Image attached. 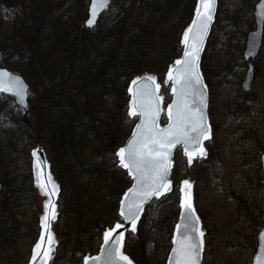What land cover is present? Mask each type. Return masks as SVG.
Instances as JSON below:
<instances>
[{
	"label": "rangeland",
	"instance_id": "rangeland-1",
	"mask_svg": "<svg viewBox=\"0 0 264 264\" xmlns=\"http://www.w3.org/2000/svg\"><path fill=\"white\" fill-rule=\"evenodd\" d=\"M255 1L221 0V23L216 28L212 41L207 45V56H204L205 61H203L206 68L204 79L209 94L208 117L212 127L211 139L206 144L207 155L203 160L196 161L190 166L187 165L180 148L174 155L172 168L174 182L178 184L188 175L195 179L196 209L206 230L202 264H251L257 247V233L262 227L264 218V178L259 158L264 153V42L259 56L253 60L257 70L250 89L243 91L240 83L247 63L243 59L235 62L231 47L233 44H238L239 40L230 37L231 40L233 39V44L229 42L225 34L228 33L230 36V31L224 24L228 13H236L234 17L235 21L238 19L237 32L242 33L248 24V29L244 33L245 38L246 33L253 28L252 10ZM149 2L155 4L154 11L164 5V0H140L147 11L150 9ZM18 3L20 0H0V6L3 5L0 11V40L12 28V20L6 15L5 9L16 7ZM87 4L88 0H81L70 8L69 13L73 23L83 24L87 15ZM182 6L183 4L180 3L175 11L161 12L159 17L150 23L153 30L148 56L158 65V68L162 67L164 53L170 47V41L164 38V29L172 25L178 26ZM18 45L16 40L13 44L14 50L11 53L6 51L3 66L10 68V56L13 55V59H17L24 53ZM179 54L180 49L177 50L176 57ZM240 58H242L241 55ZM231 61L233 63L228 64L230 66L228 70H221V67ZM150 72L157 73L153 70ZM163 77L164 75H158L159 80ZM33 87L31 85L29 89L25 115L22 116L21 110L17 108L15 119L33 121L37 116L41 107L39 96H41L42 87ZM161 91L164 94L165 106L170 101L171 95L168 87H162ZM118 100V96L105 97L95 124L98 131L83 129L78 140L74 142L76 146L70 149L66 161L74 166L72 170L75 173L80 171L76 161L90 158L97 146L100 145L101 148L100 160L106 153L111 159V156L115 157L116 146L121 145L127 137L135 118L127 115L126 106L124 110L118 111L119 114L116 115L115 120L110 119ZM3 103L0 100V105ZM11 103L14 105L13 102ZM125 118L131 121V127L127 133L124 130ZM0 127V182L3 175L9 179L12 178L14 182L4 192L5 194L0 193V213L5 209H13L11 214L5 211L7 221L5 224L0 223V264H26L35 241L30 233L31 222L35 214L38 216L40 213L42 199L32 187V178L29 181L24 180V177L31 170V149L43 143L23 140L17 127L9 120ZM118 140L122 141L117 143ZM109 143L112 148L108 145ZM47 156L50 159L51 155L48 151ZM112 162H116V157L111 160L106 158L103 165L98 167L100 172L96 175L97 177L89 183H87L88 178L82 174L78 176V182L75 183L81 185L79 202L89 201L88 209L79 206L87 213L85 221L87 220L88 226L82 239L83 244L90 243L92 237L96 236L95 221L111 216L109 211L112 200L102 188L104 183L101 178L118 176L117 168H111ZM92 166L86 167V172L90 171ZM109 179L111 178H108L106 182H109ZM129 183V181L126 182V187ZM60 186L62 189L61 183ZM174 192L178 193L177 188ZM68 193L69 191H66V197L62 201L65 209L68 205ZM174 197L177 198L178 194ZM73 208L76 210L75 207ZM65 214L67 217L65 216V221L62 223V230L67 237L69 236L66 235L67 229L70 230L74 225L72 209L67 208ZM114 214L116 219V211ZM161 221V216L157 214L153 223H146L141 227V236L145 237L147 234L151 237L150 249L145 251L148 264H160L165 255V252L159 248V244L164 242L165 226L164 224L155 226ZM54 228L58 238L55 260L58 261L52 264L73 262L72 241L65 243V240L61 238L60 225L56 223ZM75 230L73 226V230H70L72 236Z\"/></svg>",
	"mask_w": 264,
	"mask_h": 264
},
{
	"label": "trees",
	"instance_id": "trees-1",
	"mask_svg": "<svg viewBox=\"0 0 264 264\" xmlns=\"http://www.w3.org/2000/svg\"><path fill=\"white\" fill-rule=\"evenodd\" d=\"M79 1L81 0H20L16 7L5 9L6 15L12 20V28L0 40V50L4 54L3 60L6 59V51L11 53L14 50L13 44L16 40L18 41V47L24 53L17 59H13V55L10 56L9 53L10 69L21 73L30 86L42 87L41 96H39L41 107L33 121L15 119L17 108L11 103L13 101L1 96L0 100L4 103L0 105V125L3 126L9 120L17 127L23 140L41 142L48 148L52 171L62 185L56 223L61 226V238L65 240V243L72 241L71 254L74 256V264L80 263L86 251H94L99 245L101 231L114 220L117 201L129 178L125 171L116 165V162H112L111 168H117L118 176L101 178L104 183L102 188L112 200L109 211L111 216L107 219L96 220L94 225L97 228L96 236L92 237L90 243L83 244L82 239L88 226L87 220L85 221L87 213L79 206L88 209L89 201L79 202L81 185L75 183L78 182V176L81 174L88 178L87 183H89L97 177L96 175L100 172L98 167L103 165L104 160L106 158L111 160L115 157L111 156L110 159L109 154L106 153L100 160L99 145L94 149L90 158L76 161V166H79L80 171L75 173L72 170L74 166L66 161V156L70 149L76 146L74 142L78 140L83 129L98 131L95 124L105 97H119L117 107L110 118L115 120L116 115L119 114L118 111L126 108V86L135 73L153 70L158 75L164 74L165 68L176 57L177 50L180 49V32L190 20L195 3V0H164L163 7L154 11L155 4L149 2L150 9L147 11L144 5H141L140 0H112L109 10L101 15L96 26L87 29L83 24L73 23L70 18V8ZM180 3L183 6L178 26L172 25L164 29V38L170 41V47L164 53L162 67L158 68V65L148 56L153 30L150 23L157 19L163 11H175ZM220 5L221 0H218L216 19L208 43L212 41L215 30L221 23ZM2 6H0V11ZM235 15L236 13H228L224 24L230 31V36L228 33L225 34L229 42L233 44V39L239 40L238 44H233L231 47V53L237 62L241 60L243 38L248 24L242 33L237 32L238 19L235 21ZM242 24L244 25V22ZM230 37L234 38L231 40ZM207 49L208 46L202 57L204 74H206V68L203 61H205L204 56H207ZM229 63L233 61L226 63L221 70H228ZM104 76H107V79ZM124 120L126 122L124 130L127 133L131 127V121L128 118ZM122 140H118L117 143ZM91 166L90 171L86 172V167ZM108 178L111 179L106 182ZM24 180H31L30 172ZM1 181L3 185L1 193H4L14 183L12 178L9 179L4 175ZM66 191H69L66 209H72V224L76 228L73 236L70 233L73 226L70 230L67 229L66 235H69L67 237L64 236L62 230V223L65 221V216L67 217L62 203L63 198L66 197ZM175 195L177 193L173 190L161 199L151 201L146 207L137 233L127 234L125 250L136 264H148L145 253L150 249L151 237L147 234L142 237L141 227L146 223H153L157 214L161 216L163 222L156 223L155 226L164 224L166 231L164 242L159 244L160 250L165 252L160 264L164 263L170 245L171 229L178 213ZM12 210V208L5 209L0 213L1 224L7 221L5 211L11 214ZM37 221V214H35L30 232L33 238L37 235ZM55 259L56 257L54 262L58 261Z\"/></svg>",
	"mask_w": 264,
	"mask_h": 264
},
{
	"label": "snow or ice",
	"instance_id": "snow-or-ice-1",
	"mask_svg": "<svg viewBox=\"0 0 264 264\" xmlns=\"http://www.w3.org/2000/svg\"><path fill=\"white\" fill-rule=\"evenodd\" d=\"M108 4L109 0H92L91 18L87 21L89 27L95 23L98 10L106 8ZM214 11L215 0H198L192 25L184 33L183 59L177 60L176 67L168 72L175 99L167 106L166 128L158 125L163 97L158 95L160 85L156 83L155 77L146 76L142 80H134V87L129 88L132 96L129 116H138L140 123L127 146L121 148L116 155L119 157L120 167L127 169L129 176L135 181L129 189L130 195H126L122 201L120 213L126 222L131 223L133 231L144 204L154 196L158 198L164 190H170L171 184L167 177L172 149L182 144L189 164L195 156L206 155L201 145L202 138H209V129L204 115L205 98L198 72V58ZM24 91L18 78H11L8 73L0 72V92L12 93L22 99ZM33 156L36 158V185L43 195L49 197V201L45 204V215L41 221L43 231L40 241L33 249L32 262L36 264L40 257V264H48L55 243L50 220L56 218V205L51 197L57 194L58 189L50 175L46 178L44 176L46 162L40 160L36 152H33ZM190 188L191 184L184 181L181 188V223L177 225L176 236L172 241L174 247L169 264H200L204 233L200 230L199 219L192 207ZM122 227L123 225L117 224L104 233L105 247L101 249L100 256L91 258L93 264H132L122 252L124 234L121 232L113 239V233ZM261 239L264 240V232L261 233ZM84 264H89L88 258H85ZM257 264H264L259 256Z\"/></svg>",
	"mask_w": 264,
	"mask_h": 264
},
{
	"label": "water",
	"instance_id": "water-1",
	"mask_svg": "<svg viewBox=\"0 0 264 264\" xmlns=\"http://www.w3.org/2000/svg\"><path fill=\"white\" fill-rule=\"evenodd\" d=\"M110 2H111V0H109V4H108V6L106 8H104L102 10H98V15L96 16L95 23L91 27H89L88 24H87V21L91 18V3H92V0H88L87 16H86V19L84 21V27H86V28L94 27L97 24L101 14L104 11L108 10V8L110 6ZM197 4H198V0H195L191 18H190L189 22L183 27V29L181 31V34H180V39H179V43L181 45L180 55L178 57L174 58L173 61L167 66L166 71L164 73L163 79L160 81L158 79V75L156 73H153V72H150V71H144V72H140V73L135 74L129 80L127 88H126V92L128 94V100H127V115L128 116H129L130 104H131V100H132V96H131V94L129 92V88L134 87L132 82L134 80H138V79L142 80V78H144L146 76H152V77H155L156 83L160 85V89H159L158 95H161L163 97V100L160 102L161 112H160V117H159V120H158V125H159L160 128H166L168 126L167 106L169 104H171L173 102V100L175 99V97L172 94V87H171L172 82L168 80V72H169L170 69H174L176 67V61L177 60L183 59L184 51H185V46H184V43H183L184 33L192 25V21H193V19L195 17V9L197 7ZM216 13H217V0H215V11H214V14H213V19H212V22H211V24H210V26L208 28L207 35L204 38L203 45H202V50L200 51L199 58H198V72H199V76L201 78V84H202L203 89H204V98H205L204 115H205V118H206V126L209 129V138L211 136V127H210V124H209V121H208V115H207L208 88H207V85L205 83V80H204V77H203V74H202V70H201V58H202V54H203V52L205 50V47H206V44H207V40H208L209 35L211 33L212 26H213L214 21H215ZM253 21H254V28L247 33L245 41H244L243 57H244L245 60H247L249 58H254L258 54V51H259V48H260V45H261L262 34H263V26H264V0H257L256 3L254 4ZM1 60H2V54L0 52V61ZM0 72L8 73L11 78H18L21 81V83L23 85V88L25 90L24 91V96H23L22 99L20 97H17L15 95H13L12 93L0 92V94L12 98L13 101H14V104L21 110L22 116H24L25 113H26V110H27V105H28L29 84L26 82V80L24 79V77L20 73L12 71V70H10L8 68L2 67L1 65H0ZM251 80H252V65H249L248 69H247V71L245 73L243 82H242V88L244 90H247L249 88ZM162 87H168V92L171 95L170 101L165 106H164V94L161 91ZM129 117L135 118L136 120H135V122H134V124H133V126H132V128L130 130V133L128 134V136L124 140L123 144L119 145L114 151V155H115L116 160H117V165L119 167H120L119 157L116 155V153L121 148H124V147L127 146L129 141L133 137V133L135 132L137 125L140 123V118L138 116L137 117L129 116ZM162 117L165 118L164 121H162ZM206 140L207 139H203L202 138V145H201L203 147V149H204L205 154H206V149H205V146H204V142ZM178 147H180L182 154L185 156L187 164L190 165L189 161H188V156L185 154L184 146L182 144H179L175 148L172 149L171 155H170V158H169L170 168H169L168 177H167L168 181L171 184L170 190L172 189V186H173V180L170 178L171 170H172V167H173V164H174L173 157H174V153H175V151H176V149ZM33 152L37 153V156L39 157L40 160H43V161L46 162V168H44V176L46 178L47 176L50 175L51 179H52V182L56 185V187L58 189L57 194L55 196L51 197V201L56 205V209H55L56 218L54 220H50V230H51V232L53 234V237H54V240H55V243L52 246L53 249H54V251L51 253V257L52 258L48 261V264H51V262H52V260H53V258L55 256V252H56V248H57V244H58V238H57V234H56V232L54 230L53 224H54V222L57 219V213H58L57 200L59 198V194H60L61 188H60V183H59L58 179L56 178V176L51 171V162H50V159L47 156V148L45 146H43V145H35L30 151L32 186H33V189L37 192V194L41 197L42 202H41L40 213L38 215V235H37V237L35 239V242L33 243L32 247H31L30 256H29L28 261H27L26 264H33V262H32L33 249H34L35 245L37 244V242L40 241L41 234H42V231H43V229L41 227V221H42V217H44V215H45V204L48 203V201H49V197L43 195L41 190L36 185L35 170H34V162H35L36 158L33 156ZM205 156H203V157L195 156L193 158V160L194 159L200 160L201 158H204ZM261 159H262V171H263V174H264V155L261 156ZM193 160H192V162H193ZM120 168L123 169L126 172L127 176L130 179V184H129L128 187H126L123 190V192H122V194H121V196L119 198L118 207H117L118 219L115 220L110 227H106L101 232V241H100V244L98 246L97 251L94 252V253H89V252L86 253L81 259V264H84L85 258H88L89 264H93V261H92L91 258L100 256L101 255V249L103 247H105V245H104V233L109 231L110 229L115 228V226L117 224H121V225H123V227L118 229L116 232L113 233V239L116 236H118L121 232L124 234V243H123L122 252H123L124 255L128 256V258L132 261V264H136L134 262V260L130 257V255L124 250L126 234L128 232H132V233L136 232V230L138 228L139 221H140V219H141V217H142V215L144 213L145 207L147 206L149 201H151L152 199H159L160 197L166 195L170 191V190H164L163 194L160 195L158 198L154 196V197L149 199L144 204L143 211L140 213L139 219L136 221L135 231H133L131 223L130 222H126L123 219V217L121 216L120 213H121L122 201H124L126 195H130L129 189H131L133 187L135 181L132 179L131 176H129L127 169L122 168V167H120ZM184 181H188L191 184L190 194H191L192 207H193V210L195 212L196 217L199 219L200 230L205 235V228H204V225L202 223V220H201L199 214L197 213V210H196V207H195V202H194V181H195V179H194L193 176L188 175L185 178L181 179L180 182H179V188H178V191H179V196H178V215H177L176 222L174 223L172 231H171V237H170V244L171 245H170V248H169V251H168V254H167V257L165 259V263L164 264H169V258H170L171 254H172V249L174 247L172 241H173V239L176 236L177 225L181 223V213L183 211L181 209V207H180L181 199H182L181 188L183 186ZM1 189H2V184L0 182V191H1ZM49 191H51V186H49ZM262 232H264V220H263V225H262L261 229L259 230V232L257 234V247H256V251H255V253H254L253 257H252L251 264H257V257L258 256L262 260H264V240L261 239V233ZM46 240H47V238L45 237V246H46ZM203 243H204V237H203ZM203 250H204V247H203ZM202 257H203V251H202V254H201V258H200V264H201V261H202ZM36 264H40V257L37 258ZM64 264H72V262H66Z\"/></svg>",
	"mask_w": 264,
	"mask_h": 264
},
{
	"label": "flooded vegetation",
	"instance_id": "flooded-vegetation-1",
	"mask_svg": "<svg viewBox=\"0 0 264 264\" xmlns=\"http://www.w3.org/2000/svg\"><path fill=\"white\" fill-rule=\"evenodd\" d=\"M253 66H254V63H253ZM256 73V71H255V66H254V74Z\"/></svg>",
	"mask_w": 264,
	"mask_h": 264
}]
</instances>
